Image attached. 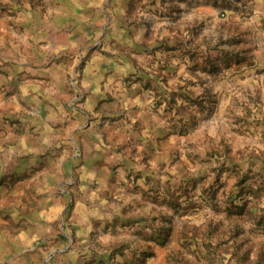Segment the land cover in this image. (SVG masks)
I'll return each mask as SVG.
<instances>
[{
    "label": "rangeland",
    "instance_id": "obj_1",
    "mask_svg": "<svg viewBox=\"0 0 264 264\" xmlns=\"http://www.w3.org/2000/svg\"><path fill=\"white\" fill-rule=\"evenodd\" d=\"M0 264H264V0H0Z\"/></svg>",
    "mask_w": 264,
    "mask_h": 264
},
{
    "label": "crops",
    "instance_id": "obj_2",
    "mask_svg": "<svg viewBox=\"0 0 264 264\" xmlns=\"http://www.w3.org/2000/svg\"><path fill=\"white\" fill-rule=\"evenodd\" d=\"M109 64L111 65V63L108 61V59H102V57H95V60H93L92 63H90L91 69H89V72H87V75L89 77H91L92 82L85 80V82L83 83V86L87 91H90L89 93L92 94V96L99 97L97 94H100L101 96L104 95L105 92L103 90V85H102L104 76L101 75L102 73H100V72L102 71L103 67H105ZM57 89H58V92H57L56 96L64 97L65 96L64 89H62L59 86L57 87ZM107 89H108V87H106L105 90H107ZM37 97H40V94L37 95ZM50 97L54 98L51 95H50ZM55 99H58V98H55ZM88 153L89 154L95 153L94 157L89 158L90 160H100V159H98L100 152H99V149L97 147L94 149L91 148V150L88 151ZM87 156H88V154H87Z\"/></svg>",
    "mask_w": 264,
    "mask_h": 264
}]
</instances>
